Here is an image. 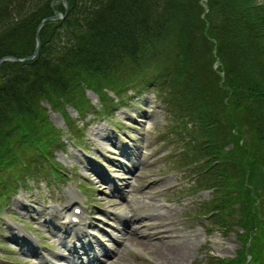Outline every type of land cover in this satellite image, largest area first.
Instances as JSON below:
<instances>
[{
	"label": "trees",
	"instance_id": "16d2710c",
	"mask_svg": "<svg viewBox=\"0 0 264 264\" xmlns=\"http://www.w3.org/2000/svg\"><path fill=\"white\" fill-rule=\"evenodd\" d=\"M59 1L0 0V57L28 56L36 31L40 41L35 56L0 63V199L28 179L61 176L62 131L42 101L77 136L83 125L67 104L80 119L88 108L109 117L128 90L157 87L171 130L186 134L183 156L197 163L193 189L213 187L200 212L230 217L240 239L234 256L215 261L264 264V0H67L64 17L38 27L64 11ZM221 98L246 112L252 144L218 114Z\"/></svg>",
	"mask_w": 264,
	"mask_h": 264
},
{
	"label": "rangeland",
	"instance_id": "374dc122",
	"mask_svg": "<svg viewBox=\"0 0 264 264\" xmlns=\"http://www.w3.org/2000/svg\"><path fill=\"white\" fill-rule=\"evenodd\" d=\"M59 2L64 11L54 10L45 19L64 17L68 1ZM85 94L100 109V97L91 89ZM217 100L222 109L218 114L226 117L235 131L233 117L236 136L241 134L252 144L246 112L235 102ZM124 101L123 106L113 107L112 116L88 108L82 119L67 104L77 125H83L77 136L69 131L61 111L42 101L64 138V146L53 152L62 173L55 179L39 175L37 183L28 179V184L19 186L7 202L0 199V264H40L37 260L42 258L21 249L24 240L31 245L30 234L39 244L34 248L48 254L61 253L66 243L74 244L73 236L62 241L70 229L62 219L79 201L86 203L87 217L82 221H87L90 230L99 235L103 228L110 234L123 229L129 236L127 240L113 235V249L101 255L103 264H218L215 259L235 255L240 239L233 229L226 228L230 217L222 218L224 224L214 223L213 217L200 212L198 205L214 194L213 187L193 189L198 182L197 163L183 156L186 134L171 130L175 117L165 113L158 88L128 90ZM241 114H245L243 119ZM73 230L77 234L82 227L73 225ZM181 242L188 245L183 255L154 253L157 244L174 246Z\"/></svg>",
	"mask_w": 264,
	"mask_h": 264
},
{
	"label": "bare ground",
	"instance_id": "6f19581e",
	"mask_svg": "<svg viewBox=\"0 0 264 264\" xmlns=\"http://www.w3.org/2000/svg\"><path fill=\"white\" fill-rule=\"evenodd\" d=\"M108 179V178H107ZM66 214H64V216H65ZM106 223V222H105ZM125 230L127 229L126 227H123ZM134 228V227H133ZM135 229V228H134ZM134 229H133V231H134ZM122 231H123V229H122ZM113 232L114 234H112L111 236H109V237H107V236H105L104 234H103V238H104V241H105V245L107 244H109V245H111L112 244V239H113V235H117V236H120V237H123V238H125V239H129V236H126V232L124 233V232ZM127 231V230H126ZM90 232H95L94 230H91ZM90 232L86 235V237H88V235L90 234ZM25 233V232H24ZM26 235V234H25ZM91 235V234H90ZM121 235H124V236H121ZM19 237H20V239L23 237V233L21 232V233H19V235H18ZM85 241L82 243V241H81V243L80 242H78V245H80V247H83V246H87V249H89V250H92L95 254H97L98 253V250H99V248H98V244L96 243V244H94L93 246L94 247H92L91 248V246H88V243H87V240H88V238H86V239H84ZM82 244V245H81ZM85 244V245H84ZM155 246H157L156 248H155V250H154V253H156V254H164V255H166V254H168V253H172V254H174V255H178V256H180V255H183L186 251H188L187 250V248H188V245H187V243L186 242H181L180 244H177V245H174V246H166V245H163V244H157V245H155Z\"/></svg>",
	"mask_w": 264,
	"mask_h": 264
},
{
	"label": "water",
	"instance_id": "95a60500",
	"mask_svg": "<svg viewBox=\"0 0 264 264\" xmlns=\"http://www.w3.org/2000/svg\"><path fill=\"white\" fill-rule=\"evenodd\" d=\"M53 16H55V15H53ZM41 22L38 24V26L41 24ZM38 45H39V37H38V33H36V45H35V48L32 51V53H30L28 56H24V57H17V56H14V55H4V56L0 57V63H1V61L3 59H15V60L29 59V58L33 57L37 53Z\"/></svg>",
	"mask_w": 264,
	"mask_h": 264
}]
</instances>
